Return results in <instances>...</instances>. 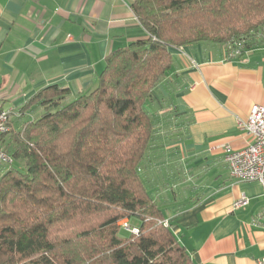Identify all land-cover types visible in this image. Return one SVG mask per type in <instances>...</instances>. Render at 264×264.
Masks as SVG:
<instances>
[{"label":"trees","instance_id":"trees-1","mask_svg":"<svg viewBox=\"0 0 264 264\" xmlns=\"http://www.w3.org/2000/svg\"><path fill=\"white\" fill-rule=\"evenodd\" d=\"M147 37L112 50L96 86L72 101L51 85L17 112L42 113L10 134L17 167L0 176V264H194L139 170L156 127L145 110L172 50L249 47L264 0H131ZM135 219L139 232L119 222ZM125 235H120L121 231Z\"/></svg>","mask_w":264,"mask_h":264},{"label":"crops","instance_id":"crops-1","mask_svg":"<svg viewBox=\"0 0 264 264\" xmlns=\"http://www.w3.org/2000/svg\"><path fill=\"white\" fill-rule=\"evenodd\" d=\"M130 4L0 0V109L11 110V133L41 111L17 112L39 90L68 88V101L87 94L112 50L147 37ZM172 54L145 110L156 126L169 115L177 137L152 142L139 173L149 175L146 187L194 264H257L264 257V183L233 179L224 147L238 151L252 141L238 122L253 104L264 105V29L237 55L201 43ZM241 194L248 203L234 210Z\"/></svg>","mask_w":264,"mask_h":264},{"label":"built area","instance_id":"built-area-1","mask_svg":"<svg viewBox=\"0 0 264 264\" xmlns=\"http://www.w3.org/2000/svg\"><path fill=\"white\" fill-rule=\"evenodd\" d=\"M227 55H237L242 50L240 45L231 48V44L226 46ZM11 110L0 109V137L7 133L9 127V117ZM238 127L251 138V143L244 149L234 151L229 146L224 147V159L228 164L230 176L237 181H256L264 183V105L253 104L247 116V119L238 122ZM0 161L6 164H12L13 158L0 149ZM248 199L245 194H241L232 205V208L238 209L245 206ZM162 224H168L165 221H159ZM120 226L123 230L132 234H138L137 227L131 226L128 221L122 220ZM257 264H264L262 257Z\"/></svg>","mask_w":264,"mask_h":264},{"label":"rangeland","instance_id":"rangeland-1","mask_svg":"<svg viewBox=\"0 0 264 264\" xmlns=\"http://www.w3.org/2000/svg\"><path fill=\"white\" fill-rule=\"evenodd\" d=\"M69 101H72V100H69ZM145 108H146V105H145ZM42 113V110L40 111H38L37 112V114L35 115V117H34V119L36 118V116H39L40 114ZM158 122H159V124L161 123V122H163V124L164 125H157L156 127H155V132H154V136H153V141L152 142H154V141H158L159 140V138H164L165 139V141H167L168 139H170V138H176L177 137V134H176V132L175 131H172V129H173V127H174V125H173V120H171V117H169V115L167 116V117H164L163 119L162 118H160L159 117V120H158ZM10 137V136H9ZM170 137V138H169ZM11 138V137H10ZM8 142H9V138L5 141V143L2 145V148L5 150L4 152H6L7 154H9L10 153V151H9V148L7 147V144H8ZM151 146V145H150ZM152 147V146H151ZM148 154V153H147ZM11 155V154H10ZM148 162H149V156L148 155H146V157H145V159H144V161L142 162V164H141V166H140V168H144V166L146 165V164H148ZM17 165H18V162H16L15 160H13V162H12V164H6V163H4V162H2V161H0V176L8 169V168H10L11 166L12 167H17ZM148 177V178H147ZM145 181H148V179H149V175H147L146 177H145ZM167 181H165V183H166ZM150 183V182H149ZM164 183V182H163ZM147 189L149 190V191H151L152 192V190H151V188H150V186H147ZM126 218H124L123 220H125ZM127 220V219H126ZM130 220V225H132V224H135V223H137L136 222V220L135 219H129ZM122 221V220H121ZM120 221V222H121ZM120 222H119V224H120ZM126 234V232L125 231H121V233H120V235H125Z\"/></svg>","mask_w":264,"mask_h":264}]
</instances>
